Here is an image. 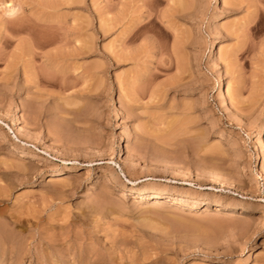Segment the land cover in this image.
<instances>
[{"label": "rangeland", "instance_id": "obj_1", "mask_svg": "<svg viewBox=\"0 0 264 264\" xmlns=\"http://www.w3.org/2000/svg\"><path fill=\"white\" fill-rule=\"evenodd\" d=\"M263 122L264 0H0V264H264Z\"/></svg>", "mask_w": 264, "mask_h": 264}, {"label": "bare ground", "instance_id": "obj_2", "mask_svg": "<svg viewBox=\"0 0 264 264\" xmlns=\"http://www.w3.org/2000/svg\"><path fill=\"white\" fill-rule=\"evenodd\" d=\"M222 18V15H215V16H212L211 17V21L209 22V24L211 25V27H215L216 25V22ZM218 41L215 40L213 42L214 44V49L212 50V52L210 53L211 57H213V55L215 54L216 52V49H217V45H218ZM220 90H223V92L225 91V85L223 82H220ZM228 91V90H227ZM226 92V91H225ZM229 96L230 94L227 93ZM226 97V96H224ZM226 99V98H225ZM224 101V100H223ZM228 101V100H227ZM226 101V102H227ZM116 110V113H115V116L116 118L114 119L115 121H119L121 116L119 115V109L118 107L116 106L115 108ZM17 120V119H16ZM15 121V120H14ZM261 129V130H260ZM259 132L255 133L254 134V137L257 138L258 140H260V142L262 143V152L264 153V122L263 124L260 126ZM119 138V137H118ZM258 142V141H257ZM115 150H116V153L119 157H122L123 155H125V150H124V144L123 142L121 141V138H119V142L118 144L115 146ZM129 153V152H128ZM163 163V162H162ZM162 165V164H161ZM165 165V164H163ZM75 166H66V167H63L60 169V171L63 173H67V172H72L74 171V168ZM195 174V173H194ZM197 175V178H200L202 179L203 176H201L200 174H195ZM259 177H261L264 181V168L263 167H259ZM216 180V182H220L217 178H214ZM98 181V179L96 180ZM225 184L229 187V188H234L232 187L233 185L232 184H229L227 182H225ZM133 194L135 195V198H143L145 200L147 199H158L159 201H163L164 199H166L167 197H169L166 193L164 192H160V191H151V192H133ZM171 200H175L178 199V198H170ZM178 201V200H177ZM182 200H179V202H181ZM190 207H193V208H200L202 209V211H208L210 209V204L208 202H205V203H198V202H194L192 204H190ZM215 211H222V209L219 208V206H215ZM242 264H246V263H250L251 260L247 257L245 258L244 260H242Z\"/></svg>", "mask_w": 264, "mask_h": 264}]
</instances>
